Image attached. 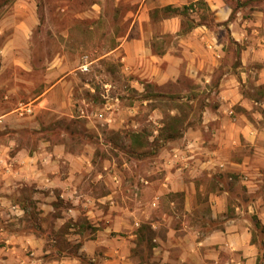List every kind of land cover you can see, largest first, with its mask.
<instances>
[{"label":"crops","instance_id":"crops-1","mask_svg":"<svg viewBox=\"0 0 264 264\" xmlns=\"http://www.w3.org/2000/svg\"><path fill=\"white\" fill-rule=\"evenodd\" d=\"M201 1L219 31L205 21ZM22 2L0 30L14 28L2 48L13 56L0 69V264H264L257 227L264 228V101L241 91L252 80L264 85L258 27L251 37L250 23L240 28L225 0H135L128 30L106 54L119 57L122 81L105 84L108 101L95 113L105 119L85 125L106 150L97 155L91 138L77 143L85 117L75 77L64 73L59 58L49 61L40 92L29 76L3 73L13 66L32 71L31 60L16 54L30 48L39 20L33 5ZM167 6H192L187 28L176 14L153 25L152 12ZM224 25L244 46L237 65L223 60ZM169 37L177 43L158 52V42ZM220 68L217 105L203 108L200 122L187 121L181 132L170 127L174 137H152L162 147L154 155L109 152L105 132L125 135L133 126L142 138L138 121L125 123L128 114L145 107L152 119L159 114L149 85L176 95L171 89L181 80L206 86ZM127 76L142 99L131 106L123 104L128 92L120 88ZM28 106L32 114L19 112ZM64 119L69 127L52 123ZM155 124L159 134L164 125Z\"/></svg>","mask_w":264,"mask_h":264},{"label":"rangeland","instance_id":"rangeland-1","mask_svg":"<svg viewBox=\"0 0 264 264\" xmlns=\"http://www.w3.org/2000/svg\"><path fill=\"white\" fill-rule=\"evenodd\" d=\"M5 1L0 0V3ZM18 1L32 4L34 7L33 12L39 20V24L32 34L30 48L17 51L19 53L16 54L18 57L31 60L32 71L27 72L21 67L13 66L7 67L3 73L29 76L34 82L32 89L35 88L36 91L40 92L43 87V75L48 68L49 61L59 58L64 73H71L72 77H75L73 79H75L77 108L83 111L81 115L85 117L84 120H79L80 123H78L81 129L76 132L80 139L77 143H83L85 138L89 137L94 142L97 155L106 153L105 148L101 145L99 135L97 137L93 134H86L85 125L91 121L90 118L95 119V113L100 111L108 101L105 84L112 79L117 84L122 81L120 80L119 57L116 55L109 59L106 54L118 44L117 39L120 34L128 30L133 19L132 15L138 8V3H135V0H9L7 5L0 8V30L3 29L4 21L14 15L15 9L13 8L16 7V4H19ZM225 2L232 10V17L238 20L240 28H242L241 25L248 22L251 26L245 27V31H248L252 37V30L254 27H258L260 33L257 35L264 38V0H225ZM199 7L205 21L209 22V26L213 30L219 31V25L214 23L213 14L206 4L201 1ZM125 14L127 15L126 21L123 19ZM152 16L155 18L153 25L158 27L163 16L168 17L171 15H163V10L157 7L152 12ZM180 17L183 29L187 28L190 22L189 16ZM257 22L259 26H254L253 23L256 24ZM13 30L14 28L11 26L9 29L6 28L3 34L0 35V69L2 60L13 56L11 53L7 55L2 49L5 42L13 35ZM220 32V36L225 37L226 55L223 60L226 63L232 62L233 65L239 64L244 46L235 44L231 38V30L228 25H224ZM166 42L168 44L177 43V40L173 37L162 39L158 42V52L163 51ZM85 63L89 64L88 71L81 68ZM222 74V68L216 70L213 80L206 86L195 84L189 79H183L178 87H172L171 89L173 92L177 91L175 92L176 95L167 94V88H155L149 85V91L157 95V101L152 105L159 109V114L153 115L154 118L152 119V111L148 107H145L140 115L128 114L125 123L130 126L138 121L142 126L143 136L142 138H135L136 134L133 126L124 129L125 135L118 132H105V137L110 139L113 144L109 152L115 155L135 154L140 151L145 155H154V153L160 152L161 142L158 140L153 141L154 138L152 137L158 135H161L162 138L167 137L170 127H175L174 129L181 132L182 124L187 121L200 122L203 108L217 105L219 80ZM132 77L127 76L120 87L128 92L126 98L123 99V101L126 100V102H123L125 106L134 105V101L140 102L142 100L137 96L138 90L133 87L130 81ZM114 90L117 91L116 88L111 91ZM171 90L170 93H172ZM183 90L192 91L193 96L183 100L181 94ZM241 91L249 100L255 99L259 103L264 101V85L258 84L256 80H252L251 83H244ZM115 96H122V94H116ZM155 121L164 125L163 128L157 130L159 134H154V130L158 128ZM52 123L58 126L69 127L71 125V122L67 119L59 120L56 123L52 121ZM73 132L75 133V131ZM94 136L99 140L95 141Z\"/></svg>","mask_w":264,"mask_h":264},{"label":"trees","instance_id":"trees-1","mask_svg":"<svg viewBox=\"0 0 264 264\" xmlns=\"http://www.w3.org/2000/svg\"><path fill=\"white\" fill-rule=\"evenodd\" d=\"M9 0H6L5 2H2V3H0V8L2 7V6H5V5H7L9 2H8ZM192 8V6H190V7H185V8H174V7H172V6H167V7H165V8H163L162 10H163V15H174V14H176V15H180V16H186L187 17V14H188V11H189V9H191ZM232 19H233V17H232ZM174 132L175 131H169L168 133H167V137H174ZM257 227H258V229H260V233L262 234V235H264V228H261L260 227V225L257 223ZM82 260H84V259H82ZM84 263L85 264H88L87 262H85V260H84ZM91 264V263H90Z\"/></svg>","mask_w":264,"mask_h":264},{"label":"built area","instance_id":"built-area-1","mask_svg":"<svg viewBox=\"0 0 264 264\" xmlns=\"http://www.w3.org/2000/svg\"><path fill=\"white\" fill-rule=\"evenodd\" d=\"M83 70L85 71H88L89 69V64L88 63H85L82 65L81 67ZM19 112H21L22 114H32L33 113V109L31 107H23V108H20L19 109ZM90 118V116H89ZM94 118L98 119V120H103L105 119V115L103 113H100V114H95L94 115Z\"/></svg>","mask_w":264,"mask_h":264}]
</instances>
